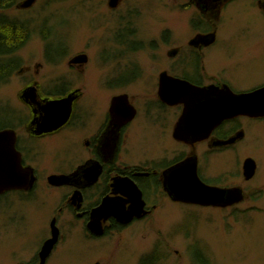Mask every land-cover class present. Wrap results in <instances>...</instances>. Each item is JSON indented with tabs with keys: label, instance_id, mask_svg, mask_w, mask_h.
Returning <instances> with one entry per match:
<instances>
[{
	"label": "rangeland",
	"instance_id": "1",
	"mask_svg": "<svg viewBox=\"0 0 264 264\" xmlns=\"http://www.w3.org/2000/svg\"><path fill=\"white\" fill-rule=\"evenodd\" d=\"M14 4L3 13L10 20L19 18L27 23L31 33L24 37L15 54L20 60L19 68L0 84V113L13 110L25 118L28 110L17 95L34 74L37 62L44 65L36 77L42 88L58 86L62 80H69L68 86L75 82V87L84 91L89 114H102L111 98L121 93L128 94L144 110L155 98L158 74L174 62L166 52L174 45L184 44L192 34V21L199 20V12L189 0H123L119 15L111 12L107 0H39L28 12H19ZM255 4L252 0H238L223 8L215 20L221 43L213 59L207 57L209 72L219 64L230 68L227 75L235 77V82L264 81V16ZM79 53L89 56L83 73L67 65L70 57ZM24 65L31 70L19 74ZM126 65L140 66V76L137 68L116 71ZM130 76L134 78L115 87ZM255 135L262 159L257 177L246 187L263 188L259 195L249 192L244 203L231 209L173 203L164 196L150 195V203L157 208L147 219L102 240L86 238L81 223L66 209L59 212L67 190L54 187L61 179L56 173L67 165L62 166L57 159L72 157L75 151L86 156L80 137L79 141L70 135L39 143L34 161L39 181L33 197L21 200L14 196L2 202L0 264H39L35 257L50 236L49 224L56 212L64 237L46 264H141L152 254L155 257L149 264H264L263 129L252 131L249 144ZM165 146H174L168 134L145 122L142 116L135 122L126 144L134 162L149 156L153 160L165 157ZM247 150L256 151L250 146ZM234 158L233 154L216 158L211 169L219 174L229 173L230 182L238 184Z\"/></svg>",
	"mask_w": 264,
	"mask_h": 264
},
{
	"label": "flooded vegetation",
	"instance_id": "2",
	"mask_svg": "<svg viewBox=\"0 0 264 264\" xmlns=\"http://www.w3.org/2000/svg\"><path fill=\"white\" fill-rule=\"evenodd\" d=\"M25 1L26 0H19L14 4V0H0V10L2 11L0 13V27L2 28H0V41L3 43L5 40L6 44L3 45H6V47H4L9 51V55L5 57L7 59L6 63L9 65L13 64L15 67L10 77L13 76L14 72L19 68L20 60L18 56L15 57V54L20 48L19 45L24 43V37H28L31 31L27 28V23L25 24L24 21H20L19 18L13 20L8 19L6 13H3V10L8 9L14 4L19 12H28L39 0H34V3L29 7H23L22 3ZM234 1L238 0H225L218 4V8L214 7L210 9L208 5L214 6L216 5V1L203 0L200 4H204V8L200 9L197 6L196 0H189V4L194 5L199 12V20L192 21V34L189 35L190 38L184 44L174 45L166 52V56L174 60V62L168 69H164L158 74L156 79L157 83H155L157 90L155 98L145 105L144 110L139 108L141 106L134 104L128 94L121 93L111 98L108 109L102 114H89L86 107L88 105H84V91L81 87H75V82H73L71 86H68L71 84L70 81L68 80V82L63 83L64 80H62L59 84L60 86L49 87L47 89L42 88V85L36 77L39 75L40 69L44 65L41 62L35 63L34 66L36 69L34 74L26 81L24 87L17 95L19 101L28 110L26 115L27 118L18 111L16 112L13 110H9V114L0 113V131L10 130L14 132L16 138L15 149L21 154L22 166H30L34 169L36 182L33 188L27 191L15 189L3 192L0 194V203L2 204V202L6 201L8 197L14 196L19 197L21 200L26 197L32 198L36 184L39 181L38 170L34 166V161L38 155L37 150L39 143L50 140L53 141L56 138L70 135H73L74 139L77 140V137H80L81 148L82 151H85L86 156H80L78 152L75 151L72 157H68L67 155L62 158L59 157L57 162L62 163V166L66 164L67 167H58L59 169L56 175L61 176V179L56 181L57 184H55L54 187L67 190L64 206L59 208V212H61L62 209H66L69 215L71 214L75 220L82 224V231L88 239L102 240L108 235L120 233L123 229L147 219L157 208L156 204L153 205L150 203V195L156 197L164 196L173 203H181L173 201L169 196L167 191V171L183 162L185 159L193 156L197 159V175L204 184L221 189L238 188L242 196L240 202L225 207L196 206L215 209H231L244 203L248 198L249 192L250 194L259 195V193L263 191V188L256 186L255 188L247 189L246 185L251 184L257 177L259 164L262 159V150L259 147V138L257 135L252 137V143L249 144L248 141L249 135L252 131H256L257 127H260L264 131V115L251 116L240 114L225 119L211 131L208 138L198 142L185 143L176 140L173 136L174 130L183 113V104L170 105L163 102L158 94L160 81L163 76L186 81L200 88L215 86L222 89L228 87L235 94H250L264 88V81L257 80L253 83H247L246 80L241 79L240 83L235 82V77L231 78L227 75V73L230 72L228 66H219V64L214 65L213 68L215 71L213 72H209L206 67L207 57H212L213 59L215 49L221 43L215 20L220 16L223 8ZM252 1L256 3L255 5H258L264 16V0ZM108 2L109 0H107V4L111 12L119 15L123 0H119L118 6L115 8L109 7ZM5 31H9V33H5ZM3 33L5 36H2ZM212 35V40L204 39L206 38L205 36ZM7 36L9 43L6 40ZM43 38L46 39L44 36ZM162 38L163 42L167 44L168 39L166 35H163ZM180 39L183 40L184 37H180ZM4 47L0 46V50H3ZM47 48L49 47L46 46V49ZM45 52L47 51L45 50ZM82 55L86 56V61H76V58ZM230 55L232 54L228 56ZM88 62V54L79 53L70 57L67 65L71 69L83 73ZM2 65L3 63L0 62V66ZM132 68H137L139 71L138 76H140L141 68L138 65H126L123 69L118 68L116 71ZM27 70L30 71L31 69L29 66L24 65L19 71V74ZM7 75L2 76L0 82L6 80L8 77ZM133 78V76L126 77L122 83L115 87H120ZM29 88H34L35 101L40 104L44 103V101L63 99L71 94H75L76 98L72 104V111L66 124L58 130L39 133L37 121L40 116H42V113L37 103L32 105L29 104L34 97L27 96L28 100H26L23 96L24 92ZM121 95H127L129 104L135 109V116L132 120L122 125H120L121 120H119V117H116L110 112L112 99ZM141 116L144 117V121L148 122V124H153L157 126L162 133H167L172 143H174L173 147L168 148L165 146V149H163L165 157L153 160L150 159L149 156L142 161L134 162L135 159L129 156L126 144L129 141L131 130L135 122ZM164 119H166V122H164ZM167 119H169L170 122H168ZM78 141H75V143L77 144ZM248 146L256 149V151H248ZM183 147L184 150L182 149ZM177 148H181L180 151H177ZM232 154L235 157L234 159L237 166H235L233 170H237L238 174H235H237V176L239 175L240 182L238 184L236 182H230L229 173L224 172L219 174L211 169L213 168L211 164L212 160ZM242 155H244V157L241 159ZM248 159L253 160L255 164V172L249 179L245 177L243 171L244 163ZM132 182L142 193V199L145 203L143 209L147 211L146 215L141 218H134L128 224L121 223L113 216L102 218L100 221L102 234H94L89 228L92 212L94 209L99 208L105 199H111L112 202L117 204L116 209H140L138 200L132 197L131 194L132 187L130 183ZM2 206L3 204L0 208V215L3 213V210H1ZM252 208L256 207H251V209ZM53 220H55V224L59 230L56 247L64 235L57 212L53 215L50 224ZM51 235L52 231L50 228L49 238ZM37 259L38 261L40 260L39 253L36 255L35 261Z\"/></svg>",
	"mask_w": 264,
	"mask_h": 264
},
{
	"label": "water",
	"instance_id": "3",
	"mask_svg": "<svg viewBox=\"0 0 264 264\" xmlns=\"http://www.w3.org/2000/svg\"><path fill=\"white\" fill-rule=\"evenodd\" d=\"M201 1L203 0H196L198 8L203 9L204 4H200ZM215 1L216 5H208V8H218V4L225 0ZM33 3L34 0H26L22 6L29 7ZM108 3L109 7L115 8L118 6L119 0H109ZM205 37L204 39H213V35ZM76 61L85 62L86 56H79ZM158 94L165 103L183 104V113L173 136L176 140L185 143L198 142L208 138L211 131L225 119L240 114L264 115V88L250 94H235L228 87L222 89L215 86L200 88L186 81L163 76ZM23 96L26 100H28L27 96L34 97L29 102L30 105L37 103L34 88L27 89ZM75 98V94H71L63 99L48 100L42 104L37 103L42 113L37 121L39 133L52 132L65 125L71 114ZM110 112L119 117L120 125L129 122L135 116V109L129 104L127 95L114 97ZM15 142L13 131H0V194L15 189L27 191L32 189L36 182L34 169L30 166H22L21 154L15 149ZM243 171L247 179L253 176L255 172L253 160L245 161ZM167 179V191L171 199L176 202L225 207L240 202L242 199L238 188L221 189L204 184L197 175V159L194 156L169 169ZM130 184L132 197L138 200L140 209H116L117 204L111 199H105L103 204L92 212L89 228L94 234H102L100 223L102 218L113 216L121 223L128 224L134 218L146 215L147 211L143 209L145 203L141 191L133 182ZM50 228L52 235L41 247L39 264H46L58 242L59 230L55 220L51 222Z\"/></svg>",
	"mask_w": 264,
	"mask_h": 264
},
{
	"label": "trees",
	"instance_id": "4",
	"mask_svg": "<svg viewBox=\"0 0 264 264\" xmlns=\"http://www.w3.org/2000/svg\"><path fill=\"white\" fill-rule=\"evenodd\" d=\"M2 36H5V34L3 33ZM5 38H6V37H5ZM6 40H7V42L9 43V41H8V36H7ZM3 44H6L5 40H4L3 43H2V41H0V46H3V47L5 46V47H6V45H3ZM9 45H10V44H9ZM5 47H4L3 50H0V62L3 63V65L0 66V80H1L2 76H5V75H7V74H8V75H7L8 77H7V79L4 80L3 82L1 81L0 84H1V83H5V82H7V81L9 80V78H10V74L15 70V67H14L13 64H12V65H9L8 63H6V62H7V59H6L5 57H6V55H9V53H8L9 51L6 50ZM0 49H1V48H0ZM3 57H4V58H3ZM1 58H3V59H1ZM152 255H153V254H152ZM152 255L149 256V260L146 259V261L141 262V264H149L150 261L152 262V260H153L154 257H155V256H152ZM143 260H145V259H143Z\"/></svg>",
	"mask_w": 264,
	"mask_h": 264
}]
</instances>
